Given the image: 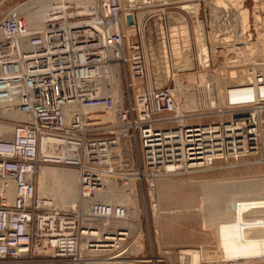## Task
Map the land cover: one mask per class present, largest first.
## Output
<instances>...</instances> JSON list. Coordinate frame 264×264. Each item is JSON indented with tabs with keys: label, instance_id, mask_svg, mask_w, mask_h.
Here are the masks:
<instances>
[{
	"label": "built area",
	"instance_id": "1",
	"mask_svg": "<svg viewBox=\"0 0 264 264\" xmlns=\"http://www.w3.org/2000/svg\"><path fill=\"white\" fill-rule=\"evenodd\" d=\"M208 2L98 0L96 9L83 12L68 4L67 14L56 10L39 31H31L22 17L0 21V108L21 116L14 120L0 114V121L12 123L15 129L13 137L0 139V264H179L147 258L143 250L133 253V237L125 227H87L76 210L44 207L35 181L26 178L35 179L40 166L74 168L80 174L84 198H91L111 178L124 184L130 177L142 189L145 180L149 191V180L156 175L188 176L217 159L257 152L264 130V97L229 106L231 120L219 125L216 135L210 131L214 126H187L171 92L137 94L134 85L135 79L147 74L141 48L132 41L140 26L138 14L165 10L169 28L173 25L170 14L178 11L188 25L202 24L206 32H213ZM128 16L133 19L131 25H127ZM122 25L126 31H121ZM18 41H24L28 49L11 56ZM113 65L125 78L129 72L134 92L133 101L126 98L128 111L123 103L120 134L116 128H90L92 120L80 113L112 107L111 97L105 95L104 70ZM260 76L257 83L261 85ZM256 108L260 111L252 112ZM169 114L179 115L177 127L155 129L154 118ZM133 144L140 147L138 169ZM64 146L72 149H66L68 156L62 154ZM212 149L213 159H205L204 153ZM9 181L16 186L13 201L6 198ZM123 211L94 201L86 216L93 221L112 220L111 216L121 220Z\"/></svg>",
	"mask_w": 264,
	"mask_h": 264
},
{
	"label": "bare ground",
	"instance_id": "2",
	"mask_svg": "<svg viewBox=\"0 0 264 264\" xmlns=\"http://www.w3.org/2000/svg\"><path fill=\"white\" fill-rule=\"evenodd\" d=\"M244 1L245 0H209L208 6L210 7V26L211 29L213 28V32H206V29L202 24L194 25L193 23L192 26L188 25V22L186 21L188 19H186L181 12L176 11L171 13L170 20L173 25L166 28V32L161 28H158V30H162L160 31L161 35L166 33L165 36L168 41L175 40L176 45L172 44L170 48H167L168 51H165L166 49L159 48L160 51L158 55H155V51L151 49L150 55L147 56V60H150V63L145 62L146 57L144 56L147 74L144 79L134 80V85L137 86V94L159 88V86L156 85V80H154V83L152 84L148 79L149 74L152 76L155 74L157 75L158 72L161 71L159 69L162 68L161 74L164 75L163 77L168 78L170 74V66L171 68L175 66L174 63L177 61L178 64L186 70V72L178 75V83H180L179 85L181 87V97L178 98L177 95H175L176 90L171 91V94L177 105V111H179V113L185 110L188 111L191 108L192 99L187 93H189L191 88L199 87L202 84L207 83H203V80L210 77L211 66L209 64V59L212 58V70H214L213 72L217 75V78L216 87L212 88L213 99L209 102L210 108H216L219 110L220 114L224 111L226 113H230L229 106L231 105L250 104L252 101H256L260 99V97H264V84L260 85L257 83L258 75H261L260 78L264 80V53L262 52L264 46V19L261 18V14L264 12V3L262 0H254L255 12H253V15L258 35L256 41L254 43H250L249 39L245 36L249 29L250 21L249 10L245 7ZM77 2L80 3L79 8L77 9H81L82 12L83 10L88 11L93 8L96 9L98 5V0H77ZM74 3L75 2L72 0H29L25 5L15 9L9 16L22 17L29 25L31 31H39L43 28L45 23L53 17L56 10L62 9L65 11V14H67V7H70V4H72L73 8H76ZM122 4H124V2H122ZM190 16L193 20L194 15ZM98 19L99 17H96L93 21ZM144 19L145 18L142 14H138V22L141 27L144 24L143 22H145ZM179 23H184V26H181ZM175 25L176 27H174ZM146 26L148 29L152 27L149 24ZM190 28H192L193 39H191ZM126 30V27H123L122 25L121 31ZM206 38L208 41L209 39L211 40V47L207 45ZM0 39H3L2 35H0ZM192 41L194 45L195 41L197 44V60L201 67L198 73H195L193 69L194 62L191 58L193 52L191 48ZM16 46L17 49L12 52L11 56H16L17 53H21L22 51L28 49L24 41H18ZM167 52H170L169 59H166ZM210 53L212 54L211 57L208 55ZM156 61L161 62L159 64L156 63ZM157 66L159 68H157ZM122 76L120 74V69L117 66H109L104 70L105 94L109 83V86H111L110 95L112 107L110 109L96 112H90L91 110L89 109L81 111L80 109V113L84 114V116L86 115L85 117L92 120L91 125L96 123L101 125H113L114 123L121 122L118 118L117 111V109H120L121 107L117 106L118 103L116 102V99L119 87L121 86ZM196 77H198L199 83H197ZM12 90L16 91V89ZM5 101L6 100H4V102ZM259 111V108L252 110L254 113H258ZM0 114L14 120H20L21 117L18 113L14 111L10 112L9 110H5L3 108H0ZM217 127L218 126H214L213 128H210V131H215L214 133L217 135L219 133ZM229 128L230 127H226L225 129ZM14 130V125L0 124V139H10L13 137ZM117 133L120 134L121 129H118ZM66 149L72 151L71 148L64 146L62 149V154L64 156H68ZM204 155L207 160L213 159V149L205 152ZM167 168L168 170L171 169V167ZM205 169L206 168L196 171L195 173L202 172ZM164 176H167V179L168 177H176L172 174L163 173L156 175L149 180V195L152 198V213L156 224L155 234L157 237V245L159 246L161 244V216L174 214V212L162 213L159 208L157 199L158 195H156L157 189L154 185L159 178ZM26 179L28 182L36 180L35 184H32L35 185V188L37 187V195L44 207L62 212L76 210L78 211V216H80V222L87 227H96V229H98V227H125L131 232L133 237V253L142 251L141 244L137 240V237L141 234L140 229L138 230V220L140 217L139 199L137 187L133 179H130V177H127L124 184L116 178L109 179L106 181L105 188L103 190H97L94 197L91 198H84V193L82 192V188L80 186V174L75 169H60L54 166H41L39 168L37 179H31L30 176H27ZM253 180H248V182H244L243 180L239 182H228L226 180V182L214 184L213 181L201 182L205 198L202 202V206L199 208L200 213H202V230H210L213 235V229H217L219 231V236H225L226 239H224L226 241H241L245 240L244 238H250L252 234L263 233L264 189L258 182H254ZM8 183L9 185L6 187V198L8 201H13L16 186L15 184L12 185V181H9ZM223 199H225L226 204L220 205V201ZM94 201L121 207L124 210V219L118 220L115 216H111L112 220L101 219L100 221H93L91 218L88 219L86 214L89 213L91 204ZM185 211L187 212V209L181 210L182 213ZM217 236L218 235H214V237H216L214 239L217 240L219 237ZM177 250L180 251L178 255L176 253ZM160 252L161 255L165 256L173 263L231 264L227 258L225 259L228 254V250L221 252V256H215L206 249L198 250L175 248L161 250ZM253 255L256 256V260L264 261V236L261 239V243L257 251L254 252L252 256Z\"/></svg>",
	"mask_w": 264,
	"mask_h": 264
},
{
	"label": "rangeland",
	"instance_id": "3",
	"mask_svg": "<svg viewBox=\"0 0 264 264\" xmlns=\"http://www.w3.org/2000/svg\"><path fill=\"white\" fill-rule=\"evenodd\" d=\"M29 0H0V21L11 18L9 15L18 7L25 5ZM74 1V5L79 8L80 3L77 0ZM264 3V0H262ZM245 7L249 10V29L246 33V37L249 39L250 43H254L257 39L258 32L256 30L255 22H254V0H245ZM167 11L157 9L151 13H148L144 16L145 22H143V26L141 25L137 27L134 35L132 34V41L137 42L141 48V52L143 57H146L145 62L150 63V60H147V56L150 55V50L153 49L155 51V55L159 54L160 49L170 48L172 44H175V40H169L166 38L165 34L161 35L158 28L164 29L166 32L167 28ZM130 17V16H128ZM127 17V18H128ZM203 18V14L200 15ZM126 18V22H127ZM261 18L264 19V12L261 14ZM132 19V17H131ZM133 22V19H132ZM127 23V25H131ZM149 24L152 26L148 29L146 26ZM208 29V26H207ZM153 31V32H152ZM163 31V32H164ZM191 31V39H193L192 28ZM206 31V30H205ZM207 35V34H206ZM165 36V37H164ZM190 36V35H189ZM162 37V39H161ZM207 37V36H206ZM174 38V37H172ZM196 38V34H195ZM207 39V38H206ZM208 40V39H207ZM197 41V40H196ZM195 41V45L192 41V60L194 62V71L198 73L201 69L197 60V44ZM176 45V44H175ZM207 45L211 47L210 41H207ZM196 46V48H195ZM162 49V50H163ZM196 50V53H195ZM264 53V46L263 51ZM170 52H167L166 59H169ZM211 54V53H210ZM212 56V54L210 55ZM212 59V58H211ZM209 59V64L211 66V74L210 77L203 80V83L199 87L191 88L189 93V97L192 99L191 108L187 111H181L180 114L184 116L185 124L187 126L192 127H202L209 128L213 126L223 125L226 126L228 122L231 120V114L226 113L225 111L220 114L219 110L216 108L213 109L209 107V102L213 99V87L216 86V78L217 75L213 72V60ZM161 61H156V63L160 64ZM175 66L171 68L170 66V74L168 78L163 77L161 74L162 68L159 69L161 71L156 75L149 74L148 79L151 83H154L156 80V85L159 88H155L156 90H165V91H175V95L178 98L181 97L180 91V83L178 75L180 73L186 72L183 67L178 64L177 61L174 63ZM157 68H159L157 66ZM121 72V70H120ZM123 73V72H122ZM122 73L121 76H122ZM214 73V74H213ZM124 75V73H123ZM215 75V76H214ZM125 77H121V86L119 87L116 102L118 108V118L120 119V113L122 111L123 103L125 102V109L128 111L129 104L126 101L127 96L130 97L131 101L134 99V92L130 88V75L129 72H126ZM145 77V76H144ZM197 78V83L198 77ZM167 79V80H166ZM219 79V78H218ZM217 79V80H218ZM210 82H209V81ZM129 83V84H128ZM120 84V83H119ZM110 84L108 83L107 92L105 95H110ZM205 85V86H204ZM208 85V86H207ZM212 86V87H211ZM209 87V88H208ZM206 88V89H205ZM109 89V91H108ZM208 89V90H207ZM179 90V91H177ZM123 91V95H122ZM194 97V98H193ZM118 100V101H117ZM122 100V101H121ZM127 102V103H126ZM196 106V107H195ZM196 110V111H195ZM179 116V115H177ZM177 116L176 114H169L164 116H156L155 119V129L157 130H170L177 127ZM85 117V116H84ZM176 117V118H175ZM175 118V119H174ZM164 120V122H160ZM167 120V121H165ZM161 123V124H160ZM2 125H13L12 123H5L0 121ZM117 124V125H116ZM121 122L114 123L113 125H101L94 124L89 126L90 128H97L107 130L110 128H116V131L120 129ZM112 126V127H111ZM102 130V131H103ZM106 132V131H105ZM263 135L258 140V150L257 152L242 155L237 158L232 156L224 157L215 160L208 168L203 170L202 172L194 173L188 176L181 177H171L167 179V176L159 178L157 182H155L154 186L157 189L156 195L158 199V204L160 211L162 213L174 212V214H166L162 215L160 219V232H161V244L157 245V237H156V224L154 222L153 213H152V198L149 195V191L147 189V182L143 180V189L139 186L138 183L137 193L139 199V209H140V217L138 220V230L140 229V236L137 237L138 242L141 244V250H143V256L147 258H151L154 256L155 258L169 261L168 258L161 255V250H169V249H198V250H208L213 255L221 256V252H225L228 250V254L223 257L231 263V264H260L264 263L263 260H256V256H252L254 252L257 251L261 239L264 236L263 233H255L252 234L250 238H244L245 240H234V241H226L225 236H219V231L217 229L210 230H202V213H200L199 208L202 206V202L205 200L203 195V187L201 186V182L213 181L214 183L226 182H239L244 181L248 182V180H253L254 182H258L260 186L264 189V130ZM137 141L138 144L140 142L139 135L137 133ZM140 147L137 148L133 144V156L135 160V169H138L137 159H141ZM139 151V152H138ZM138 152V153H137ZM49 167H53L47 165ZM41 167V166H40ZM39 167V168H40ZM60 168V167H56ZM60 169H74V168H60ZM208 169V171H207ZM213 169V170H212ZM39 173V169L36 173L35 179H37V175ZM165 178V179H164ZM161 180V181H160ZM247 180V181H246ZM261 180V181H260ZM36 181V180H35ZM134 181V180H133ZM211 183V182H210ZM37 186V183H36ZM37 188V187H36ZM37 191V190H36ZM93 194V193H92ZM230 196V195H229ZM152 204V205H151ZM225 199L220 201V205H225ZM187 209V212H181V210ZM137 228V227H136ZM135 230V229H134ZM214 235H218V239H214ZM262 235V236H261ZM213 236V237H212ZM225 238V239H224ZM256 238V240H255ZM156 241V242H155ZM257 244V245H255ZM204 248V249H203ZM178 251V250H177ZM215 252V253H214ZM219 252V253H218ZM159 264H164L163 262Z\"/></svg>",
	"mask_w": 264,
	"mask_h": 264
},
{
	"label": "water",
	"instance_id": "4",
	"mask_svg": "<svg viewBox=\"0 0 264 264\" xmlns=\"http://www.w3.org/2000/svg\"><path fill=\"white\" fill-rule=\"evenodd\" d=\"M131 22H132L131 17H128V18H127V23L130 24Z\"/></svg>",
	"mask_w": 264,
	"mask_h": 264
}]
</instances>
